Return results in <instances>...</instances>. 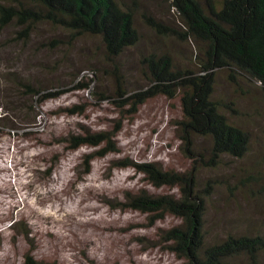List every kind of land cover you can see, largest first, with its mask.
<instances>
[{
	"label": "rangeland",
	"instance_id": "obj_1",
	"mask_svg": "<svg viewBox=\"0 0 264 264\" xmlns=\"http://www.w3.org/2000/svg\"><path fill=\"white\" fill-rule=\"evenodd\" d=\"M138 1L141 13L137 26L142 42L120 58L131 88L146 86L140 62L154 49L170 50L184 66L194 62L187 44L165 39L142 17L148 13L174 24L169 1ZM64 35V31L44 25L26 43L17 38L15 28L0 31L2 101L12 91L9 79L15 75L66 88L83 77L98 76L92 90L71 91L44 103L38 108L41 116L33 127L18 121V129L7 128L0 138V264H24L30 253L41 264H188L162 239L163 231L180 224V219L169 215L151 226L148 215L124 206L128 194L142 190L152 195L179 194L178 190L156 189L145 175L120 164L130 160L156 162L164 170L191 169V160L181 150L180 96H157L135 114L111 100L99 101L92 94L94 90L113 95L116 89L115 78L104 73L111 70L104 61V48L90 38L70 44ZM56 40L65 43L57 49L47 47ZM218 86L221 95L237 104L240 114L231 120L251 132L254 145L245 159L226 158L221 169H203L198 174L201 182L215 178L220 183L209 200L210 239L223 238L229 232L264 233V191L263 195L258 193L264 187V93L250 90V94H242L227 83L223 74ZM12 101L25 113L26 102L17 98ZM78 105L86 107L83 114L68 112ZM86 131H117V152L96 157L89 173L84 170L85 156L99 152L104 145L72 150L69 143L59 142L72 133ZM248 176L263 180L250 179L241 188L243 192L233 195V188ZM14 222L22 224L11 227ZM26 225L32 231L33 243L24 235Z\"/></svg>",
	"mask_w": 264,
	"mask_h": 264
},
{
	"label": "trees",
	"instance_id": "obj_2",
	"mask_svg": "<svg viewBox=\"0 0 264 264\" xmlns=\"http://www.w3.org/2000/svg\"><path fill=\"white\" fill-rule=\"evenodd\" d=\"M168 1L174 24L148 13L142 17L155 33L187 44L191 49L189 58L194 62L184 66L170 50L154 49L143 55L140 62L146 86L131 88L122 73L124 66L120 60L127 50L142 42L137 26L141 13L138 0H0V31L15 28L17 38L27 43L38 28L49 25L64 31V38L70 44L82 38L98 40L104 48V61L111 66L104 73L115 78L116 89L113 95L95 90L92 94L99 101L111 100L120 109L129 108L130 113H137L142 105L157 96L169 99L180 96L183 104V119L178 122L181 150L191 160V169L178 172L164 170L156 162L120 163L145 175L156 189L170 187L179 194L152 195L142 190L128 194L124 206L148 215L151 226L169 215L180 219V224L163 231L162 239L172 253L188 264H264L262 232H229L223 238L210 239L209 200L220 183L215 178L201 182L198 177L203 169H221L226 158L245 159L254 145L251 132L231 120L240 111L235 102L218 92V85L223 74L227 83L242 94H250V90L264 93V0ZM63 43L56 40L47 47L57 49ZM97 79V74L91 79L83 77L66 88L46 86L23 74L10 78L12 91L6 100L0 97V138L7 128L18 129V121L25 123V127H33L41 116L38 108L44 103L71 91H90ZM16 98L27 103L25 113L12 101ZM85 111L86 107L81 105L68 109L73 115ZM116 136L117 131H86L72 133L59 142L69 143L72 150L104 145L99 152L85 156L84 170L89 173L96 157L117 152ZM250 179L263 180L248 176L233 188L232 194L243 192L241 188ZM260 190L258 193L263 195L264 187ZM21 224L14 222L11 227ZM23 232L33 243L32 231L27 225ZM24 264L41 263L30 253Z\"/></svg>",
	"mask_w": 264,
	"mask_h": 264
}]
</instances>
